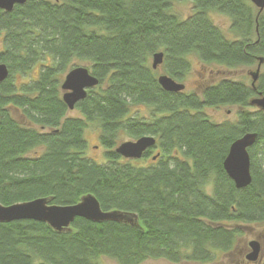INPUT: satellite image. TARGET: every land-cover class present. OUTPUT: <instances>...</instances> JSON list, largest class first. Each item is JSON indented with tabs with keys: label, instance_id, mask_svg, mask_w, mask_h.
<instances>
[{
	"label": "trees",
	"instance_id": "1",
	"mask_svg": "<svg viewBox=\"0 0 264 264\" xmlns=\"http://www.w3.org/2000/svg\"><path fill=\"white\" fill-rule=\"evenodd\" d=\"M184 2L192 7L181 14ZM212 12L229 16L230 36ZM160 51V67L177 81L192 56L228 69L261 64V71L255 86L223 77L169 92L158 82L160 67L152 68ZM75 61L88 62L99 84L69 116L61 82ZM0 63L9 68L0 82V203L50 197L70 205L91 193L103 210L137 214L142 226L77 217L70 231L58 232L36 220L0 223V264H98L103 257L214 264L236 246L241 225H264V112L250 104L264 94V11L250 0H26L0 8ZM221 106H237L236 119L219 123L204 111ZM91 127L104 162L86 154ZM248 132L257 133L248 149L252 181L238 188L223 163ZM123 134L154 136L157 162L138 165L118 154Z\"/></svg>",
	"mask_w": 264,
	"mask_h": 264
},
{
	"label": "water",
	"instance_id": "2",
	"mask_svg": "<svg viewBox=\"0 0 264 264\" xmlns=\"http://www.w3.org/2000/svg\"><path fill=\"white\" fill-rule=\"evenodd\" d=\"M258 9V14L264 11V0H250ZM26 0H0V8L11 11L15 5L23 4ZM164 61V53L156 52L152 56V68L157 70ZM262 62L263 59L261 58ZM261 71V64L252 75V86H255ZM9 76V68L0 63V82ZM160 86L169 92H183L184 83L178 82L168 74L158 75ZM99 84V79L85 66H75L64 76L61 82L62 97L69 110L85 99L88 91ZM252 106L264 112V94L259 93L250 100ZM257 133L248 132L236 139L230 146L224 160V168L229 177L235 182L236 187L243 188L252 181L251 158L248 149L255 143ZM157 146V139L152 135H145L135 140L121 142L115 151L125 159H140L145 152ZM156 158V156L154 157ZM77 217H82L93 222L116 221L128 223L141 228L137 214L121 210L102 209L97 197L91 193L82 196L79 202L70 205H59L52 202L50 197L36 198L30 201L18 202L11 205L0 203V223L16 220H36L48 224L58 232L70 231L71 225ZM251 251L246 256L250 262H256L261 252L260 242L254 239L249 242Z\"/></svg>",
	"mask_w": 264,
	"mask_h": 264
},
{
	"label": "rangeland",
	"instance_id": "3",
	"mask_svg": "<svg viewBox=\"0 0 264 264\" xmlns=\"http://www.w3.org/2000/svg\"><path fill=\"white\" fill-rule=\"evenodd\" d=\"M192 4L190 2H184L177 4V10L181 14H185ZM211 17L213 21L223 29L227 35L230 36L228 33V28L230 26V18L229 16L212 12ZM152 63V59H151ZM192 67L189 71L188 75L185 77L183 81H178L184 83L186 85L185 92H192L196 91L200 86L207 85L209 83H214L223 77H229L233 80H241L251 84L252 82V75L251 73L257 70L258 65L255 64L254 66H244L235 69H228L226 67H221L215 64H205L201 62L197 57H191ZM74 65L90 67L88 62L83 61H75ZM219 69V71H218ZM36 71H39V68H36ZM164 73L162 67L158 69V75ZM65 73L62 75V80L64 79ZM24 79L21 76H18V83L23 81ZM139 113L141 116L148 117L150 115V110L148 107L140 105L139 106ZM253 110H256L257 107H253ZM136 111L137 108H134ZM204 111L209 115V117L215 122H224L227 120H235L237 117V106H221V107H208L205 108ZM69 116H78L79 112L77 109L70 110L68 112ZM85 137L88 140V149L86 154L95 160L96 162H104L105 161V149L102 147L100 142V135L99 130L97 128L91 127L85 130ZM132 140L127 135L123 134L121 138V142ZM158 148L154 149V152L147 156L143 157L138 160H134L135 164L138 165H150L152 163L157 162L158 157L155 161L152 160V156L158 154ZM260 164H262V169L264 170V155L260 159ZM210 187V186H209ZM210 189V188H209ZM243 233L239 237V240L236 246L228 253L219 255L218 259L214 264H264V225H241ZM258 239L261 241L262 244V251L261 257L256 262H250L246 259L247 253L251 250L249 248V242ZM98 264H118L115 260L103 257L100 258ZM141 264H198L195 262H180V263H172L166 259H148Z\"/></svg>",
	"mask_w": 264,
	"mask_h": 264
},
{
	"label": "flooded vegetation",
	"instance_id": "4",
	"mask_svg": "<svg viewBox=\"0 0 264 264\" xmlns=\"http://www.w3.org/2000/svg\"><path fill=\"white\" fill-rule=\"evenodd\" d=\"M155 148H156V147H155ZM155 148H150V153H149V155H151V154L154 152V149H155ZM148 150H149V149H148ZM155 156H156V158H154ZM143 157H144V156H143ZM143 157H142V158H143ZM157 157H158V154L152 156V160L155 161V160L157 159ZM257 240H258V239H257ZM258 241L260 242L261 251H262V244H261V241H260V240H258ZM249 248H250V250H251L250 244H249ZM247 255H248V253H247ZM247 255H246V256H247ZM260 257H261V252H260V255H259V259H260ZM259 259H258V260H259Z\"/></svg>",
	"mask_w": 264,
	"mask_h": 264
}]
</instances>
